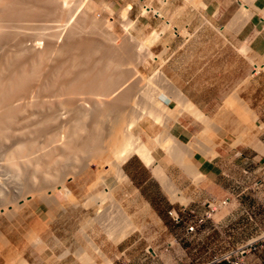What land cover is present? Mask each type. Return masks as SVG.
<instances>
[{
	"label": "bare ground",
	"instance_id": "bare-ground-1",
	"mask_svg": "<svg viewBox=\"0 0 264 264\" xmlns=\"http://www.w3.org/2000/svg\"><path fill=\"white\" fill-rule=\"evenodd\" d=\"M140 1L144 12L152 11L163 17L168 12V7H165L168 0H159L163 7L157 8L158 10L151 3L152 0ZM193 1L197 4L200 0ZM112 4L106 0H0V141L3 142L10 137L17 141L15 145L12 143L13 147L8 148L7 158L9 164L14 167L19 182L15 193L8 189L6 191L0 189V214L9 221L16 218L23 209L33 210L38 204L43 205L46 215L53 220L55 215L61 213V208L67 209L62 201L63 196L75 202L71 211L78 212L81 203L76 199L68 178L78 182L82 172H90V162L94 160L99 165L104 160L106 164L99 165L97 171L93 172L97 182L86 187L89 191L86 192L83 206L85 205L87 210L93 208L94 215L91 217L87 212L85 222L87 224L96 222L97 226L116 243L138 227L134 219H131L133 214L129 213L128 207L125 208L115 196L119 183L129 180L128 176L123 174L122 164L130 155L137 154L147 165L152 166L158 160L154 151L164 148L176 162L185 164L194 179L203 176L198 165L194 163V155L191 159L188 158L189 154L198 152L195 148V151L191 147L186 150L171 143L173 138L168 136L166 144L165 137L161 139L164 134L162 129L154 135L147 132L135 134L134 127L140 124L144 114H150L156 118L155 121L157 120L160 106L142 104L140 107L143 111H136L139 107L135 98L136 90L134 87H125L131 75L128 74L129 69L125 68L140 57L137 55L139 52H143V56H151L152 59L157 57L158 55L152 54L150 47L160 34L153 28L143 41L136 36L133 39L128 37L131 42L135 40L136 47H133L126 38L117 39L113 43L115 45H109L101 38L97 40V36L92 35L93 30L102 24L93 13L102 8L104 10L105 7L112 9ZM126 4L120 11L123 18L131 8L130 2ZM103 24L108 28L113 21L107 20ZM124 25L128 28L130 20ZM87 26L91 28L86 31L88 34L83 32L85 31L83 27ZM29 27L46 31H38L39 34L34 35L26 31ZM63 30H66L65 36L62 43H58L57 37ZM136 61L138 62V59ZM130 68L132 69L131 66ZM262 68L264 69L260 64L257 65V70ZM133 70L137 73L136 69ZM233 102L235 101L231 99L227 105L235 106L232 105ZM240 110L243 114L240 121L242 120L249 128L257 124V113L247 107L246 103L240 104ZM115 111H121L119 116L113 113ZM111 116H114L112 120ZM173 118L175 120V117ZM108 120H111L110 125ZM57 122L61 125L60 129L54 126ZM263 128L264 125H260V129L256 130L259 132ZM148 134L157 141L158 145L154 148L147 142ZM40 136L46 138L43 144H39ZM254 136L255 133H246L227 139L234 146L244 142L264 151V144ZM216 152L214 144L212 147L210 145L206 154L214 156ZM109 157L112 159L107 160ZM154 171L167 184V189L170 188L169 190L175 194L177 188L166 175L165 169L155 167ZM25 173H30V176L26 175L29 177L28 183L22 181ZM97 187V194H94ZM1 231L0 229V240L5 241L4 233ZM80 234L87 242V246L78 247L76 250L77 258L81 262L93 256L101 258L102 264H114L102 246L97 244L93 235L85 228ZM28 239L52 264L56 260H62L70 251L58 255L60 251L56 253L52 248H47L46 241L34 230L28 233ZM19 260L18 264H28L23 257Z\"/></svg>",
	"mask_w": 264,
	"mask_h": 264
},
{
	"label": "crops",
	"instance_id": "crops-1",
	"mask_svg": "<svg viewBox=\"0 0 264 264\" xmlns=\"http://www.w3.org/2000/svg\"><path fill=\"white\" fill-rule=\"evenodd\" d=\"M200 1L196 4L190 0L193 6L199 7H184L175 12L168 8L164 17L152 12L143 18V25L158 29L160 34L154 42L158 51L156 58L161 59L158 71L162 75L157 76L160 82L156 93L167 110H158L163 117L159 132L169 125L181 142L192 140L189 133L193 130L192 117L196 116L204 124L203 132L215 135L225 129L222 134L225 137L200 141L201 151L195 152L193 157L203 174L202 186L198 187H193L197 179L181 164L178 171L170 166L176 163L170 155L156 160L152 166L136 154L123 162L129 180L160 220L171 218L184 229L179 236L171 235L163 249L142 252L137 261L130 264H183L178 262L181 259L204 262L223 255L228 256L213 264H231L240 245L264 232V210L250 203L249 195L232 184L240 169L247 171L240 165L262 158V149L251 145L254 151L242 154L241 160L235 158L237 154L227 156V151L217 147H222L220 143L228 138L226 133L232 129L216 126L227 120L229 109L234 110L240 120L241 102L257 113L259 122L264 124V69L263 76L256 72L258 64L264 67V0ZM170 3V0L166 2ZM258 88L261 90L257 93ZM231 99L236 102L235 106L227 105ZM202 116L209 122L201 119ZM172 117L177 118L168 122ZM245 125L249 131L244 134H256V129H260V126L254 129V125L251 128ZM226 141L231 147L244 143L234 146ZM214 143L216 154H206L205 149ZM157 164L165 168L166 175L175 183V194L155 174ZM191 195L194 197L188 199ZM223 197L227 198V203L219 202ZM169 211L178 212L181 220L175 221ZM196 219L199 222L195 229L187 231V224ZM82 264H98V259L90 256ZM241 264H264V250L246 251Z\"/></svg>",
	"mask_w": 264,
	"mask_h": 264
},
{
	"label": "rangeland",
	"instance_id": "rangeland-1",
	"mask_svg": "<svg viewBox=\"0 0 264 264\" xmlns=\"http://www.w3.org/2000/svg\"><path fill=\"white\" fill-rule=\"evenodd\" d=\"M106 1L113 3L112 9H110V7H107V8L105 7L104 10L102 8L100 11L98 10V11L93 13V15L96 14V16L100 20V23L102 24V26H99L100 28L99 27L94 28V30H93L94 33L93 34L90 33L91 38L93 36H97V38L96 37H94V38H96L97 40H101V39L106 40V42H108L109 45H115L113 43H115V41L117 39H121V40L124 39L125 40V38H126V40L130 41V39H133L136 36L139 38V40L143 41L145 38H147V36H149L151 30L154 27H151V26L147 27V25L146 24L143 25L142 22L144 21L143 18L145 19L146 16H148L149 14H152V11L144 12L142 9V5H141L140 0H106ZM170 1H172V3H170V5H168V6L166 5L165 7L171 8V10L174 12L177 9H183L184 7H185V9H187L191 6L192 7H194V6L199 7V5H195V4L193 6L191 4L190 0H170ZM127 2H130L131 8L128 9L127 16L123 18L120 14V11L124 7H126ZM159 2H160L159 0H152L151 1L153 6L155 7V9H157V8L160 9L163 7V5H160ZM200 2L201 1H199V3ZM122 6H123V8H122ZM120 7H121V9H120ZM102 19H104V20H102ZM107 20L113 21V24L111 26H109L113 30L109 27L107 28V26H105V24H103L104 21H107ZM127 20H130V25L128 28L124 25ZM114 25H115V27H114ZM144 26H145V28H144ZM90 29L91 28H88V26L85 28L83 27V30H85L83 32L87 33L86 31L90 30ZM32 30H33V32H32ZM42 30H44V29H40V31H42ZM103 30H105V31H103ZM156 30L159 31L158 29H156ZM26 31H28V33L31 32L30 34H34V35L39 34L38 33L39 28H37V27H29L26 29ZM44 31H46V30H44ZM96 31H97V34H96ZM65 33H66V30H63L62 34L59 37H57L58 43H62V39H63V36H65ZM131 34L133 36H131ZM123 35H124V37H123ZM85 36H86V34H85ZM108 36H111L113 38H109ZM128 37L130 39H127ZM131 41H130V44L133 45V47H136L137 45H136L135 40L133 42H131ZM150 48L153 52L152 54L158 55V51L156 50L157 47L154 45V43L151 45ZM139 54H141V55H139ZM142 54H143V52L137 53L138 57L140 56L139 58L136 57L138 59V62L137 61L135 62V60H137V59H134L132 64H128L126 66L125 69L126 70L129 69L128 71H130L128 74H130V73H131V75L135 74V76H133L134 78L131 75H130V78L128 77V80H127L125 87H127V86L128 87L129 86L134 87L136 90L135 96H137V97H135V98L137 99V102L139 104V107L136 109L137 112H141V110L143 109L140 107V105H142V104H149L150 106H154L155 104H159L160 107L158 106L159 107L158 110L159 109L161 111L167 110L166 105L162 102V100L159 99V97L156 93L157 87H159V85H158L159 79L157 78V76H162L161 72L158 71L159 70L158 69L159 68L158 67V62H159L158 60L159 59L154 57L156 59V60H154V58L152 59L151 56H148V55L143 56ZM134 63H136V64H134ZM130 66L132 67V69L130 68ZM133 68L136 69L135 71L137 73L134 72ZM131 71H133V72H131ZM256 72H258L257 75L263 76V69H259V70L256 69ZM146 74H147V76H146ZM131 77H132V79H131ZM140 78H142V79H140ZM155 78H157V79H155ZM143 79H144V81H143ZM144 88H146V90H144ZM260 90L261 89L258 88L256 92L258 93ZM145 91H146V93H145ZM148 92H149V94L147 95ZM145 96H146V98H145ZM141 101H142V103H141ZM240 104H245V103L241 102ZM232 105H236V102H233ZM120 112L121 111H115L113 113H116L115 115L119 116ZM158 113H159V115L157 116L158 117L156 120L157 122L155 121L156 118L152 117L150 114H148V115L144 114V117L140 121V124H137L134 127L135 134L138 135V134H143V133L147 132L151 135H154L157 132H159L160 127L162 128V125H163V117L160 116V111H158ZM169 113H171V112H169ZM237 115L238 114L234 110L229 109V114H228L227 120L223 121L219 125H216V126H218V128H220V127L224 128L225 127V128H231L232 129V130L229 129L227 131L226 137L233 138V137H236V135H238L239 133L244 134V132L249 131L248 129H246V125L242 121L239 120V115L238 116ZM240 115H241L240 117H242V115H243L241 110H240ZM112 118H114V116L110 117L111 120H112ZM173 119L174 118L172 117V119L169 120L168 122L174 121ZM175 119H176V117H175ZM201 119L208 121V119H206L203 116L201 117ZM258 119H259V117H258ZM111 120H108V124L109 123L111 124ZM192 121H193V130L191 133H189V137L191 135L190 139H192V140H189L186 142H181L170 131V129H168L169 125L168 126L166 125L167 127L165 126V128L163 129V133L166 135L162 134L163 137L161 139L163 140V138L165 137L164 140L166 141V139L171 137V138H173L171 143H173L175 145L182 146L186 150H189L191 148L193 150L195 148L198 152H200L201 151L200 148L202 146V144H200V141H204V142L205 141H212V140L221 139V136H222V138L225 137L222 135L224 132L222 130H220L219 133H216V135H214V133H209V132H207L208 135L206 132L204 133L203 132L204 124L196 116L192 117ZM87 122H88V120H87ZM256 123L257 124L254 125V129L259 128V126L263 124L262 122H259V120H257ZM56 124L57 125H54L55 128L60 129V127H61L60 123L57 122ZM241 129H246V130H241ZM149 134H148V137L146 136L147 142L151 148H154L155 146L158 145L157 141L155 138L150 137ZM205 134L208 137H206ZM167 136H168V138H166ZM42 138L40 136L39 144H43V142L46 140V138H44V137H42ZM198 138H200V139H198ZM9 139H10V141H8ZM11 139L12 138L10 137L3 142L0 141V189L2 191L3 190L6 191L8 189V191H11V193H15V190L17 189L19 182H17L16 174H15L16 171H14L15 170L14 167L9 164L10 161L7 158V156H8L7 150H8V148L13 147L17 143V141L14 139H12V140ZM195 139L197 140V142ZM255 139L258 141H261L264 144V132L262 130L257 132L255 134ZM225 140H228V139H225ZM225 140H223V142L220 143L222 145V147H217V149L219 148V150L227 151V153H228L227 156H231L232 153L237 154V156L235 158H239L241 160L242 154H251V151L252 152L254 151L253 146H251L250 144L241 143L237 147H231L227 141L225 142ZM173 141H175V142H173ZM12 143H14V145H12ZM165 143L167 144L168 142L166 141ZM214 144L216 145V143H214ZM214 144H209V147L205 149V152H208L210 149V145L212 147ZM1 146H3L4 148L3 147L1 148ZM195 149H194V151H195ZM261 152L264 154V151H261ZM154 154L156 155V158L158 160L160 158H162L163 156H165V157L171 156L170 153H168V151H165L164 148H159V150L157 152L154 151ZM193 155H194V153L189 154L188 158L191 159V157ZM188 158H187V160H188ZM14 159H15V157H14ZM19 159H21V158H19ZM109 159L111 160L112 158L111 157L107 158V160H109ZM78 164H80V163H78ZM105 164H106V162L103 160L99 165L104 166ZM179 164H181L184 168H186L185 164L179 163V162H176L175 165L171 164L170 166L171 167L175 166L176 170L178 171L181 169ZM99 165L94 160L92 162H90V168H91V169H89L90 172H87V171L85 173L82 172L81 175H79L80 179H78V182H76L77 180L68 178V182L70 183L71 188L74 191V195H75L76 199L81 203L80 204L81 206H79V211L81 210L80 213H79V211L76 213L71 211V209L75 205L74 204L75 202L67 200L66 196H63L62 201L64 202V206L67 209L61 208L63 210L60 209V211H61L60 214H63V215L57 214L53 217V220L49 219V217L46 215V213L44 211L43 205H40V204L36 205L33 210L30 208H28V209L26 208V210L23 209L20 213L21 215L19 214L12 221H9L4 215L0 214V229L2 230L1 232L4 233L3 236L5 237V241L0 240V264H18L20 261L19 260L20 257L25 258L27 260L28 264H52L44 258L43 254H41L42 253L41 250H36L32 246L31 240L28 239V233L31 230H34L37 234H39L42 237V239L44 241H46V245H48V247L46 246L47 248H52L53 250H55L56 253H58L60 251L58 253V255H60V253H64V252L70 250L69 254L64 256L62 260L61 259L56 260L55 261L56 263L53 262V264H82L81 260L77 258L76 250L79 249L81 246H84V247L87 246L86 240L80 234L84 228L86 231H88V233L93 235V238H95V241L97 242V244L100 245V247L102 246L101 248L103 250H105V253L107 254V256H109L112 259L114 264H130L134 260L137 261L138 257L140 256V254L142 252H147V253L153 252V251L158 252L160 249H163L164 247L167 246L168 238L171 235L179 236L182 231L184 232V229L182 230V227L180 226L181 224L179 225L177 223H174L171 220V218H169V220H167V221L160 220V218L153 211V209L141 197L138 190L135 188V186L133 185V183H131L130 180H127L126 182L122 181V184L120 182L119 185H118V183H116V185H118V187L116 188L117 191L115 193V196H116L117 200H119L120 203H123L122 205H124L125 208L128 207L127 209L129 211V213L131 215L133 214L132 215L133 218L131 217V219L132 220L134 219L133 221L137 224L138 227L133 229V231H130L125 237H123L120 241L115 243L104 231H102L97 226L98 224L96 222L92 221L90 223L88 222V224H87V222H85V219L87 217L86 213L89 212V215H91V217H92L94 215V210H93V208H90L87 210V207L85 205L83 206V204L85 202L84 200L86 199L85 198L86 192L89 191V189L86 190V187L87 186L90 187V185L92 186L94 183L97 182L96 181L97 178L94 175V173L99 168ZM158 165L159 164H157L155 167L156 168L157 167L164 168L163 166H161V165L158 166ZM155 167H154V169H155ZM240 167L241 168L245 167V169L249 173H247V171H243L242 169H240V174L232 181L233 182L232 184L234 185V187L236 185L237 188L239 189V191H241V193H247V195H249L248 197L251 198V200H249L250 203L257 204L261 207L258 209L264 210V156H262V158L256 159V161L255 160L250 161L249 164H247V163L241 164ZM122 168H123V165H122ZM3 171H4V173H3ZM6 173H8V174H6ZM188 173L191 174L189 171H188ZM123 174H126L124 172V170H123ZM155 174L159 177V175L157 173H155ZM24 175H25V177H22L23 178L22 181L24 183H28L29 177L27 178L26 175L30 176V173H25ZM187 176H189V175H187ZM202 177L200 179L195 178V179H197V181H193V183H192L193 187H198L201 185V183L203 181ZM6 181H8V182H6ZM229 183H230V181L226 182L227 185ZM85 184H86V186H85ZM97 190H98V187L96 189H94V194H97ZM192 197H194V196L193 195H191V197L188 196V199H191ZM183 201L187 202L188 200L184 199ZM227 201H228L227 198L223 197L219 202L220 203L221 202L227 203ZM241 202H243V201L241 200ZM83 207H85V208H83ZM67 211H69V212H67ZM258 212H260V211H257V213ZM82 213L83 214L85 213V214L83 215ZM46 220L47 221L50 220V221L47 222ZM7 221H8V223H7ZM10 222H11V224H10ZM96 232H99V233L96 234ZM94 234H95V236H94ZM98 237H100V238H98ZM105 238H106V240H105ZM76 245H78V246H76ZM62 249L63 250L65 249V250L63 251ZM74 251H75V253H74ZM71 252H72V254H71ZM97 259L99 261L98 263L102 264V262H103L102 259L99 257ZM178 262L182 263L184 261L181 259V260H178Z\"/></svg>",
	"mask_w": 264,
	"mask_h": 264
},
{
	"label": "built area",
	"instance_id": "built-area-1",
	"mask_svg": "<svg viewBox=\"0 0 264 264\" xmlns=\"http://www.w3.org/2000/svg\"><path fill=\"white\" fill-rule=\"evenodd\" d=\"M169 214L172 216V218L175 221L181 220V216L178 212L169 211ZM205 215H207V214L205 213ZM197 222H199V219L190 221V223H188L186 226L187 231L194 230ZM259 249H264V232L250 238L247 243L240 245L237 249L238 254L231 260V264H241V262L243 261V254L246 251H255V250H259ZM227 256L228 255L215 257L209 261H204V262L197 261L194 259H188V260H185L183 262V264H213V263L220 261V259H222V258H226Z\"/></svg>",
	"mask_w": 264,
	"mask_h": 264
}]
</instances>
